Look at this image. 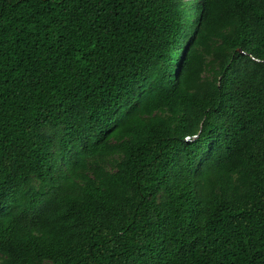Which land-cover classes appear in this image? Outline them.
I'll return each instance as SVG.
<instances>
[{"label":"trees","instance_id":"16d2710c","mask_svg":"<svg viewBox=\"0 0 264 264\" xmlns=\"http://www.w3.org/2000/svg\"><path fill=\"white\" fill-rule=\"evenodd\" d=\"M0 264H264V0H0Z\"/></svg>","mask_w":264,"mask_h":264},{"label":"rangeland","instance_id":"374dc122","mask_svg":"<svg viewBox=\"0 0 264 264\" xmlns=\"http://www.w3.org/2000/svg\"><path fill=\"white\" fill-rule=\"evenodd\" d=\"M192 1H194V0H187V2H188L190 5H191Z\"/></svg>","mask_w":264,"mask_h":264},{"label":"clouds","instance_id":"9594fccd","mask_svg":"<svg viewBox=\"0 0 264 264\" xmlns=\"http://www.w3.org/2000/svg\"><path fill=\"white\" fill-rule=\"evenodd\" d=\"M194 10V13H195V9H193Z\"/></svg>","mask_w":264,"mask_h":264}]
</instances>
